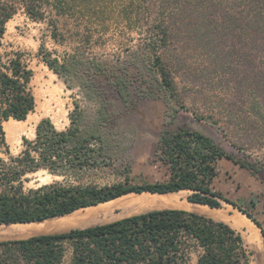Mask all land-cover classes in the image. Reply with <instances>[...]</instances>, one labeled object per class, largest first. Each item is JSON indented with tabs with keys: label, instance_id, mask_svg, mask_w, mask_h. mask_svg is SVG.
Wrapping results in <instances>:
<instances>
[{
	"label": "trees",
	"instance_id": "trees-1",
	"mask_svg": "<svg viewBox=\"0 0 264 264\" xmlns=\"http://www.w3.org/2000/svg\"><path fill=\"white\" fill-rule=\"evenodd\" d=\"M180 5L187 10L192 6L194 13L177 14L172 9L174 12L157 20L154 33L161 46L177 41L182 48L191 42L209 56L222 59L235 46L233 37L243 35L245 46L264 50V0H182L174 6ZM25 6L34 19L43 16L41 9H32V3L25 2ZM17 10L16 2L0 0V151L8 156H0V225L52 219L132 192L164 194L188 189L193 191L188 196L192 202L220 208L221 200H225L242 209L260 227L264 243L261 223L211 185L218 174V161L223 158L250 166L198 130L162 131L158 153L170 169L167 181L100 188L56 181L26 188L30 175L40 171L79 180L89 169L110 163L117 156V144L101 90L91 79L108 75V65L94 60L80 73L82 60L73 56L61 63L41 46L42 60L59 75L79 76L85 99L96 108L90 114L75 101L64 129L57 128L50 118H42L35 137L24 136V148L18 154L11 152L4 122L26 120L37 105L30 86L34 72L23 52H1L7 22ZM142 54L145 69L159 74L165 97H173L176 84L170 61L180 59L171 56L166 61L155 46L144 48ZM112 82L127 100L129 80L117 75ZM68 252L69 264H253L241 233L223 221L182 208L153 209L84 228L0 240V264H65Z\"/></svg>",
	"mask_w": 264,
	"mask_h": 264
},
{
	"label": "rangeland",
	"instance_id": "rangeland-1",
	"mask_svg": "<svg viewBox=\"0 0 264 264\" xmlns=\"http://www.w3.org/2000/svg\"><path fill=\"white\" fill-rule=\"evenodd\" d=\"M10 1L17 3L18 10L7 22L1 52H23L34 72L30 86L37 103L35 111L26 120L4 122L11 152L18 154L24 148V136L35 137L36 126L42 118L48 117L57 128L64 129L70 122L69 113L75 101L82 103L90 114L96 108L93 102L85 99L79 76L59 75L42 60L41 46L45 53L57 57L61 63L73 56L82 60L80 73L88 70L94 60L108 65V75L91 79L101 90L111 118L110 127L116 131L117 156L107 165L89 169L79 180L40 171L30 175L26 188L56 181L98 188L118 183L142 185L167 181L170 169L158 153L162 131L188 128L206 134L236 160L250 166L246 168L223 158L218 161V174L211 185L242 206L264 228V57H261L264 50L245 46L243 35L233 37L235 46L230 47L226 58L222 59L209 56L191 42L187 47L184 43L182 48L177 41L161 46L162 42L154 33L157 20L174 12L172 9L177 14L194 13L192 6H189L190 10L182 5L174 6L182 0ZM25 2L32 3V9H41L43 16L40 19L31 17ZM149 46H155L166 61L171 60V56L180 59L170 61L176 84L173 97L166 98L161 91L159 74L153 69H145L142 52ZM254 72L258 73L256 77ZM117 75L130 82L127 100L112 82L113 76ZM147 94L155 96L147 97ZM0 156L8 158L3 151ZM192 192L185 189L163 195L128 193L130 198L133 196L131 200L125 205L114 206L115 209H102L97 216L100 221L93 224L108 223L153 209H184ZM221 202L222 206L215 208V213L246 217L245 212L229 202ZM188 210L229 224L222 216ZM231 227L241 233L253 260L252 244L245 238L247 226ZM15 228L10 224L0 225V240L20 239L7 232ZM258 230L261 231L260 227ZM70 256L68 252L65 264H69ZM196 259L194 255L193 263Z\"/></svg>",
	"mask_w": 264,
	"mask_h": 264
},
{
	"label": "bare ground",
	"instance_id": "bare-ground-1",
	"mask_svg": "<svg viewBox=\"0 0 264 264\" xmlns=\"http://www.w3.org/2000/svg\"><path fill=\"white\" fill-rule=\"evenodd\" d=\"M179 191H181V190H179ZM159 195H163V194H159ZM132 197L133 196H131V198ZM131 198L129 197L128 194H126V195L117 197L115 199L99 203L97 205H91L88 207L80 208V209H78L72 213H69V214H66L63 216H59V217H55L52 219H46V220L39 221V222L10 224V226H12V227L15 226L16 228L15 229H9V230H7V232L12 237L25 238L27 236L30 237L31 235L33 236L35 234L37 235V234L43 233V232L60 231V230H64V229L70 228V227L90 226L93 223H97L100 221L97 219L98 218L97 216H98V213H100V211L102 209L110 208V210H111V207L113 208L114 206H117V205H118V207H119V205H123V204L125 205L126 202L131 200ZM163 199H165V198H163ZM84 209H86L87 211L85 210L86 212H83ZM113 209H115V208H113ZM184 209H186V210H188V209L199 210L202 212H207V214L209 213L211 215L222 216L223 219L227 220V222H229V224L231 226H234V227L243 228V227L247 226V231H245L246 235L245 234L244 235H245V238L248 241H250L249 244L250 243L252 244L251 246H252V249L254 251L252 263L253 264H264L263 235H262L261 231L258 230L259 228L256 226V224L251 219H249V218L247 219L246 217H235L236 215H228L227 213H215L214 212L215 208H212V207L205 205V204H202V203H196V202H190V201L188 204L184 205ZM106 217H108V216H106ZM55 219H58V220L56 221ZM254 226H256L257 228H255Z\"/></svg>",
	"mask_w": 264,
	"mask_h": 264
},
{
	"label": "crops",
	"instance_id": "crops-1",
	"mask_svg": "<svg viewBox=\"0 0 264 264\" xmlns=\"http://www.w3.org/2000/svg\"><path fill=\"white\" fill-rule=\"evenodd\" d=\"M233 214V213H232ZM233 215H235V214H233ZM246 217H247V214L245 215ZM251 219L250 217H247V219ZM252 220V219H251ZM253 221V220H252ZM254 222V221H253ZM255 223V222H254ZM256 224V223H255ZM257 227H258V225H256ZM259 228V227H258Z\"/></svg>",
	"mask_w": 264,
	"mask_h": 264
},
{
	"label": "water",
	"instance_id": "water-1",
	"mask_svg": "<svg viewBox=\"0 0 264 264\" xmlns=\"http://www.w3.org/2000/svg\"><path fill=\"white\" fill-rule=\"evenodd\" d=\"M97 205V204H96ZM241 212H242V209L238 208ZM248 216V215H247Z\"/></svg>",
	"mask_w": 264,
	"mask_h": 264
}]
</instances>
